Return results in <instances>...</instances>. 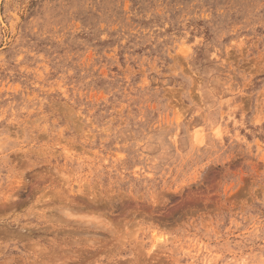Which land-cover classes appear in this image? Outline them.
<instances>
[{
	"label": "rangeland",
	"instance_id": "1",
	"mask_svg": "<svg viewBox=\"0 0 264 264\" xmlns=\"http://www.w3.org/2000/svg\"><path fill=\"white\" fill-rule=\"evenodd\" d=\"M0 264H264V0H0Z\"/></svg>",
	"mask_w": 264,
	"mask_h": 264
}]
</instances>
